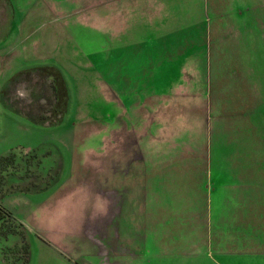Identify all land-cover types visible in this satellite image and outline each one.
Masks as SVG:
<instances>
[{"label":"rangeland","instance_id":"374dc122","mask_svg":"<svg viewBox=\"0 0 264 264\" xmlns=\"http://www.w3.org/2000/svg\"><path fill=\"white\" fill-rule=\"evenodd\" d=\"M63 2L47 24L37 0H0V264L208 254L204 211L264 187V0H146L115 26ZM24 21L60 30L37 58Z\"/></svg>","mask_w":264,"mask_h":264},{"label":"crops","instance_id":"0c3cea01","mask_svg":"<svg viewBox=\"0 0 264 264\" xmlns=\"http://www.w3.org/2000/svg\"><path fill=\"white\" fill-rule=\"evenodd\" d=\"M59 1L60 0H37L36 15L38 20L44 15L47 18L45 23L50 24L55 20L58 14H65L61 11V8L65 12H69L64 8L65 2L60 5ZM138 1L139 0H98L99 21L105 22L103 16L106 15L107 11L109 16L108 24L115 26L118 20L125 18L135 6L138 8V6L146 0H141L140 4ZM147 1L149 2V0ZM26 11L27 9H25L22 14L23 18H26ZM52 11L53 15L50 17ZM103 11L104 13H102ZM19 30L20 37L17 40L19 51L29 52L36 58L37 47L40 46L42 48L44 45L48 46L51 40L50 34L53 31H60L54 30L50 25V27L48 26L47 28H39V32L37 29V22L34 25H29L26 21L22 23ZM114 31L116 38V33L118 31L113 30V32ZM6 35L10 38L12 35L11 29ZM237 193H241V196L234 198L236 202L233 200L231 203L226 202L225 205L221 204L222 206H216V210L220 208L228 211V214L225 215L224 213L220 219L216 218L214 221L212 214L210 217L209 214L204 211V216L207 215L206 217H209V234L212 239L211 249L208 254H198V250L183 252V264H195L192 260L193 256L197 257L199 264H249V262H245L246 258L257 256L264 257V187L244 186L241 190H238ZM226 199L229 200V197H226ZM205 203V207L209 208L211 201L207 200ZM235 210L238 211L235 212ZM202 216V211H199L198 214L195 213L196 221H194V225H197V220L201 219L202 221L199 223L206 229V221ZM186 223L189 225L192 224L191 221ZM200 259L203 261H200Z\"/></svg>","mask_w":264,"mask_h":264},{"label":"flooded vegetation","instance_id":"af4514ba","mask_svg":"<svg viewBox=\"0 0 264 264\" xmlns=\"http://www.w3.org/2000/svg\"><path fill=\"white\" fill-rule=\"evenodd\" d=\"M11 13V14H10ZM8 14V15H7ZM5 15H7V17H8V28H7V30H5V32H8L9 31V29H10V27H12V15H13V12H12V10H10L9 9V7H7V12H6V14ZM10 18H11V20H10ZM11 22H10V21ZM4 33V30H2L1 31V33H0V35L1 34H3ZM2 36H4V35H2ZM3 38V37H2ZM3 50H4V48H3V44H2V42L0 43V53H2L3 52ZM37 154V153H36ZM13 155V154H12ZM7 156H9V154H5V156H0V161L2 160V159H4V158H6ZM5 214H4V211L0 208V221H2V219H4V216ZM35 235H37V234H35ZM27 237V238H26ZM25 238H26V241L28 242V236H26ZM30 245V242H28L27 243V246L26 247H28ZM28 251H29V249H28ZM29 256V255H28ZM28 256H27V261H28ZM21 261H22V259H21ZM26 261V262H27ZM23 264V263H22Z\"/></svg>","mask_w":264,"mask_h":264}]
</instances>
